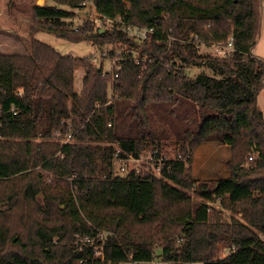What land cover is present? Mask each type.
Segmentation results:
<instances>
[{
  "label": "trees",
  "instance_id": "16d2710c",
  "mask_svg": "<svg viewBox=\"0 0 264 264\" xmlns=\"http://www.w3.org/2000/svg\"><path fill=\"white\" fill-rule=\"evenodd\" d=\"M47 1L33 7L30 51L0 53V264L145 263L156 247L176 264H264V60L253 54L263 0ZM83 2L108 22L74 25ZM123 26L155 33L139 41ZM39 32L119 59L105 71ZM231 39L230 53L211 51ZM200 65L211 73H186ZM204 142L230 148L228 176L187 168ZM145 151L167 157L158 174L115 170L116 154ZM217 198L242 218L212 213Z\"/></svg>",
  "mask_w": 264,
  "mask_h": 264
},
{
  "label": "rangeland",
  "instance_id": "374dc122",
  "mask_svg": "<svg viewBox=\"0 0 264 264\" xmlns=\"http://www.w3.org/2000/svg\"><path fill=\"white\" fill-rule=\"evenodd\" d=\"M47 3H52L47 0H0V53H17L26 54L30 51V44L32 37L30 35L31 24L33 21V7L35 5L44 6ZM76 17L74 19V25H79L84 22L85 19H93L96 21L97 25H104L107 22L105 20L99 19L96 14L95 6L91 3H87L80 9H76ZM35 38L49 44L50 46L57 49L62 54L84 57L93 56L94 63L99 66L103 64L105 71H112L114 66V59L110 57L107 50L104 49L106 55L99 48L93 46L86 42L74 43L61 38L56 37L51 33L39 32L35 35ZM109 48H112L109 47ZM214 48V47H212ZM108 49V48H107ZM203 49V47H202ZM213 51V50H211ZM116 55L119 52L115 53ZM253 54L264 60V0L262 1L261 7V34L257 45L253 49ZM178 65H179V61ZM205 72L210 74V70L205 66H190L186 69V73L195 77L198 74ZM85 71L83 68H78L75 72V89L80 92L83 88V78ZM112 78L109 84L112 83ZM109 85V93H111ZM258 106L263 111L264 114V88L260 91L258 95ZM164 152V150H163ZM168 155L166 156H176L174 147L169 146ZM254 152H251L247 157L244 158V166H248L252 161L250 156L255 157ZM163 155V154H162ZM231 156L230 148L221 145H214L208 142H204L197 147L193 153L192 162L187 165V168L191 171L195 178L200 179H217L220 177H225L230 174L229 168L226 165L227 160ZM124 164L127 167V171L134 169L137 173L144 174H158V170L155 168V162L150 160V152H143L138 160L133 157H129L127 160L122 162H115V170H120V165ZM200 182H197L198 185ZM195 185V184H194ZM196 185V186H197ZM194 188V186H193ZM191 197L195 201H202V197L191 192ZM227 200V199H226ZM212 207L211 212L218 211L226 218H242V212H234L227 208L221 200L209 201ZM240 205V204H239ZM237 204V206H239ZM181 233L179 232V237L177 239L176 245L180 244L179 238ZM87 239H81L78 237L77 243L79 244ZM76 243V244H77ZM160 248H155V259L151 262H145L142 264H176L172 262L163 261L160 257ZM226 254V251L221 252V255ZM183 264H203L202 262L196 263H183Z\"/></svg>",
  "mask_w": 264,
  "mask_h": 264
},
{
  "label": "built area",
  "instance_id": "2783aa9c",
  "mask_svg": "<svg viewBox=\"0 0 264 264\" xmlns=\"http://www.w3.org/2000/svg\"><path fill=\"white\" fill-rule=\"evenodd\" d=\"M85 4H86L85 2L82 3L83 6H85ZM104 20L106 22H108V19L107 18H104ZM122 30H124L130 36L136 38L139 41H142V40L144 41L149 35L155 33V30L152 27L151 28H145V27H139V26H123L122 27ZM191 39H193L194 43L196 45H198V46H201V45L204 44L203 42H201V40H199V38L197 36H192ZM212 47H214V48H212ZM211 49L213 50L214 53H218V54H221V55L228 54V53H230L234 49L233 43H232V39L226 45L212 44L211 45ZM105 55H106V52L103 53V56H105ZM113 59H114V65H115L116 62L119 59V55H116L115 54V56H113ZM117 76H118V74H115L114 75V78H116ZM73 136H74L73 126L71 125V123H67V133H66L65 138H64L65 141L68 142V141L72 140L73 139ZM160 156H163V157H159L158 158L155 155V152H153V153L150 152V160L152 162H155V168L158 171H159V169L161 167V164L163 163V158H165V159L167 158L164 154L163 155H160ZM129 157H133V156H129ZM128 158L122 159V158H119L118 157V154H116L115 155V162H117V161L122 162L123 160H127ZM139 158H135V159L138 160ZM250 159L252 160L253 159V156H250ZM117 171H119V173H121V174L128 172L127 171V167L124 164H121L120 165V170H117ZM216 200H221V199L220 198H217ZM236 204L239 205L240 203L237 202ZM133 264H142V263H140V262H134Z\"/></svg>",
  "mask_w": 264,
  "mask_h": 264
},
{
  "label": "water",
  "instance_id": "95a60500",
  "mask_svg": "<svg viewBox=\"0 0 264 264\" xmlns=\"http://www.w3.org/2000/svg\"><path fill=\"white\" fill-rule=\"evenodd\" d=\"M39 6H41V7H42V5H39Z\"/></svg>",
  "mask_w": 264,
  "mask_h": 264
}]
</instances>
